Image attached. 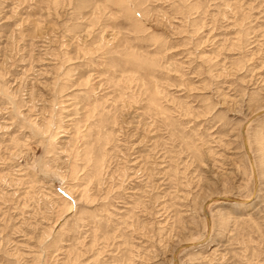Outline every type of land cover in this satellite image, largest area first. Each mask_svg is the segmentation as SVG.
<instances>
[{
  "label": "rangeland",
  "instance_id": "rangeland-1",
  "mask_svg": "<svg viewBox=\"0 0 264 264\" xmlns=\"http://www.w3.org/2000/svg\"><path fill=\"white\" fill-rule=\"evenodd\" d=\"M0 264H264V0H0Z\"/></svg>",
  "mask_w": 264,
  "mask_h": 264
}]
</instances>
